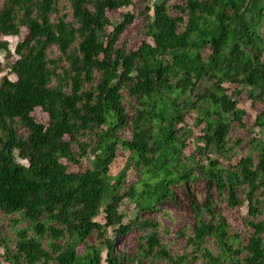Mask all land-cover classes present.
<instances>
[{"label":"trees","instance_id":"16d2710c","mask_svg":"<svg viewBox=\"0 0 264 264\" xmlns=\"http://www.w3.org/2000/svg\"><path fill=\"white\" fill-rule=\"evenodd\" d=\"M2 1L0 55L16 80L0 84V212L11 218L15 244L0 228V264H122L115 244L134 230L145 232L137 264H264L256 205L264 139L251 138L250 152L224 165L236 155L231 141L244 143L230 136L233 125L248 128L240 97L264 109V0H155L137 49L122 41L135 16L109 17L132 0ZM23 30L14 57L5 38ZM124 93L138 103L132 122ZM38 109L48 122L36 119ZM190 115L202 127L192 152ZM131 126L133 138L121 139ZM254 126L264 134V110ZM120 148L128 159L112 176ZM130 169L139 180L126 191ZM199 175L231 209L241 207L245 187L253 220L239 234L210 196L203 205L193 200L194 228L183 234L189 252L174 256L160 224L142 216ZM125 200L136 210L128 223Z\"/></svg>","mask_w":264,"mask_h":264},{"label":"rangeland","instance_id":"374dc122","mask_svg":"<svg viewBox=\"0 0 264 264\" xmlns=\"http://www.w3.org/2000/svg\"><path fill=\"white\" fill-rule=\"evenodd\" d=\"M133 5L129 8H125L121 10V12H109V17L115 22H121L123 20V16L127 13H131L135 16L134 23L128 28L126 33H124L122 37V41H127L130 49H137L142 41L144 40V36L142 35V30L151 21L153 17L152 7L155 0H132ZM172 3H184L183 0H173ZM4 1L0 0V9L3 7ZM172 16H179L177 12L173 9L170 10ZM110 30V28H109ZM26 31L23 30L20 37H10L5 38L9 42L10 50L14 55L15 48L17 44L24 38ZM3 38L0 37V40ZM50 58L56 59L59 54L57 49L54 47L52 51H49ZM207 53L205 57H207ZM0 84L2 80L7 77L10 80H16V76L10 72V68L8 67L5 56L0 55ZM231 93H235L239 91V87L232 86ZM126 97L125 107L127 109V113L129 116L130 122H132L136 118L135 108L138 106L137 101L134 98L129 97V95L124 93ZM239 108L245 112L244 120L247 123V130H243L239 127L238 123L233 125V128L230 132V136L233 138H239L244 141L242 145L237 146L236 142L231 141L230 145H234V152L232 154L235 155L231 161L224 162L226 168L236 166L241 160L243 155H247L250 152L249 141L251 138L256 137L260 140L264 139V134L261 133V130L255 128L254 124L256 121V117L264 110L260 104H254L251 101L247 100L243 95L240 97ZM36 119L39 122L46 123L48 122V116L44 114L40 109L36 110L34 113ZM195 122V118L193 116H189L186 119L185 125L192 129L194 134L190 141H188V150L193 151L195 138L200 134L201 128H197ZM249 129H253L254 131L250 132ZM20 133L27 137V132L21 130ZM121 139L131 140L133 138V130L132 126L128 127L124 133L120 135ZM129 153L123 149H119L117 154V161L115 162V166L111 172L112 176H115L118 172H120L125 165L128 159ZM213 157V156H212ZM93 159V158H92ZM18 162L21 164H25V161L18 158ZM85 166L88 168L90 166L89 161H85ZM139 180V175L135 169H130V173L127 175L126 181V191L129 190L137 181ZM245 187L240 188L238 190V199L241 202V207L237 209H231L227 207V203L223 201H219V191L215 184H209L207 180H205L201 175H199L198 179L194 182H190L186 185H182L177 187L175 190L176 199H169L164 201L162 204L158 206V211L154 213L144 214L143 219H148L154 221L155 223L160 224L161 231V240L164 244L168 246V250L174 255H183L189 250L187 249V239L183 234L189 233L192 234L195 220L194 213L192 210V201L195 200L200 205H203L207 200L208 196L211 197L212 201L215 203L214 211L216 214L221 215L224 214L229 222L232 224L235 232L241 234L244 233L247 229L246 221H252L253 218L249 213L247 194L248 190ZM125 191V192H126ZM262 192V190H261ZM257 199H259V203L256 204L259 206L261 210L264 211V195L257 194ZM135 205H133L129 200H125L123 205L120 208V212L126 216L125 222L128 223L132 218H134L136 214ZM11 218L4 216L0 212V228L4 234V236L13 240L12 244L14 246L15 239L13 228L11 227ZM101 222L104 221V215L99 217ZM264 221V214L261 215L258 219V222ZM28 226L27 223H23L20 225L21 228ZM110 236L112 232L110 231ZM145 235V232H138L134 230L131 234L126 235L125 237L120 238L115 244L114 251L117 258L122 262V264H137L136 256L140 244V238ZM14 251V248H12ZM7 264V263H5ZM145 264H149L146 262ZM155 264H166L165 262L157 261ZM205 264V263H201Z\"/></svg>","mask_w":264,"mask_h":264}]
</instances>
